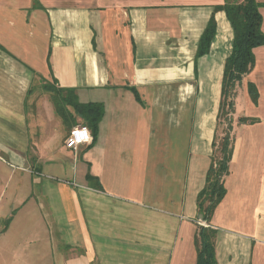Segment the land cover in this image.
<instances>
[{"label": "crops", "instance_id": "1", "mask_svg": "<svg viewBox=\"0 0 264 264\" xmlns=\"http://www.w3.org/2000/svg\"><path fill=\"white\" fill-rule=\"evenodd\" d=\"M224 2L0 0V264H196L197 196L234 39L215 11ZM213 13L215 37L197 58ZM254 53L236 90L227 194L211 221L219 264H264V45ZM46 82L104 103L95 144L66 146Z\"/></svg>", "mask_w": 264, "mask_h": 264}, {"label": "trees", "instance_id": "2", "mask_svg": "<svg viewBox=\"0 0 264 264\" xmlns=\"http://www.w3.org/2000/svg\"><path fill=\"white\" fill-rule=\"evenodd\" d=\"M215 6V11L224 10L234 30L233 48L224 66L221 101L218 113L219 125H224L222 135H215L211 165L207 170L206 182L197 196V209L201 219L208 224H198L195 235L197 251L196 264H219L216 258L215 245L217 231L211 227L215 210L227 194L225 178L229 173L230 163L234 155V113L236 90L243 77L255 67L256 57L254 49L264 45L263 15L261 4L257 0H224ZM35 2L34 6H37ZM217 21L212 14L197 50V58L209 52L211 42L216 34ZM50 65V58H49ZM43 89L50 93L57 115L62 119L67 130L78 124L87 125L92 132V144L98 139L99 123L105 114L102 102L82 103L79 101L75 88L62 87L56 82H46ZM136 97L141 96L132 87ZM248 91L252 101L257 104L259 90L253 82H249ZM71 108L74 110L72 111ZM82 119L79 123L78 117ZM255 117L242 116L239 122L254 124ZM92 187L101 189L102 185L97 176L87 174Z\"/></svg>", "mask_w": 264, "mask_h": 264}, {"label": "built area", "instance_id": "3", "mask_svg": "<svg viewBox=\"0 0 264 264\" xmlns=\"http://www.w3.org/2000/svg\"><path fill=\"white\" fill-rule=\"evenodd\" d=\"M91 129L85 124H79L70 130L65 139L68 148L76 149L79 145L92 141Z\"/></svg>", "mask_w": 264, "mask_h": 264}, {"label": "rangeland", "instance_id": "4", "mask_svg": "<svg viewBox=\"0 0 264 264\" xmlns=\"http://www.w3.org/2000/svg\"><path fill=\"white\" fill-rule=\"evenodd\" d=\"M43 90V89H42ZM44 91V90H43ZM245 104H244V101H243V99L242 98H239V106H238V113L240 112H242L243 111V109H245ZM247 109V108H246ZM224 125H221L220 127H219V136L220 135H222V133H223V129H224ZM201 224H203V225H207L208 226V224L206 223V222H204L203 220H201ZM58 238V237H57ZM40 242H41V244L42 243H46L47 242V239H46V236H45V234L43 233V232H41V234H40ZM58 244V243H57ZM50 247L52 248V245H50ZM35 251L36 250H33V257L35 256ZM39 251H40V253H42V252H44L45 251V256L47 255V250H44L43 248H39ZM24 256L25 257H28V256H30V258H32V252H31V250H29V251H26L25 250V252H24ZM57 261H59V260H57Z\"/></svg>", "mask_w": 264, "mask_h": 264}]
</instances>
